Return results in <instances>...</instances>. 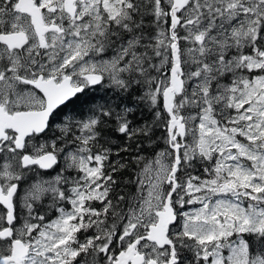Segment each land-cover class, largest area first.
<instances>
[{
    "label": "snow or ice",
    "instance_id": "1",
    "mask_svg": "<svg viewBox=\"0 0 264 264\" xmlns=\"http://www.w3.org/2000/svg\"><path fill=\"white\" fill-rule=\"evenodd\" d=\"M0 264H264V0H0Z\"/></svg>",
    "mask_w": 264,
    "mask_h": 264
}]
</instances>
